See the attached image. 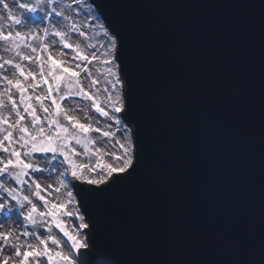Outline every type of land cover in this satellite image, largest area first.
Returning <instances> with one entry per match:
<instances>
[{
    "label": "water",
    "instance_id": "1",
    "mask_svg": "<svg viewBox=\"0 0 264 264\" xmlns=\"http://www.w3.org/2000/svg\"><path fill=\"white\" fill-rule=\"evenodd\" d=\"M92 1L104 5L108 26L127 31L125 60L143 56L136 90L143 171L86 205L78 195L97 219L110 264H264L262 0ZM156 52L191 67L204 85H230L240 139L203 121L172 84L145 74Z\"/></svg>",
    "mask_w": 264,
    "mask_h": 264
},
{
    "label": "snow or ice",
    "instance_id": "2",
    "mask_svg": "<svg viewBox=\"0 0 264 264\" xmlns=\"http://www.w3.org/2000/svg\"><path fill=\"white\" fill-rule=\"evenodd\" d=\"M72 3L76 4L75 9L58 0H10L2 4L7 20L12 23H0V43L6 53L14 56L6 59L0 56V264H77L81 255L85 257L84 264H110L106 249L96 240L97 219L91 213L86 219L80 210L81 202L70 187L78 188L77 194L86 205L89 198H101L110 190L134 181L144 168L147 143H142L140 136L139 122L143 118L136 96L137 72L143 56L136 62L131 55L125 60L122 49L128 33L122 24L112 28L100 23L98 27L107 43L82 44L80 37L84 41L92 39L88 30L97 26L94 21L108 17L103 13L92 17V11L104 6L92 5L84 13V22L77 23L75 17L80 15L81 0ZM259 8L264 35V0ZM16 11L21 15L17 16ZM4 20L0 16V21ZM6 26L12 30L5 31ZM73 34L78 37L75 42ZM53 45L60 50L54 51ZM64 50L71 51L70 59H66L69 53ZM5 70H11V78L4 74ZM94 71L104 77L103 86ZM144 71L176 87L182 102L200 113L203 121L214 119L218 129L234 130L236 139L243 135L239 102L223 80L213 86L204 85L191 67L179 65L160 52L153 54ZM75 98L89 102L96 114L116 126L127 120L133 127L125 124L122 131L119 128L112 131L110 123L108 130L102 131L91 122L83 123L74 114L76 109L62 103L71 101L78 108ZM261 102L260 135L264 152V83ZM119 114H123V119ZM93 132L114 142L116 150L106 152L97 147L90 135ZM118 132L125 136L123 141L117 138ZM73 145L80 146L82 152ZM45 153H52L53 159L63 157L61 163L68 166L59 173L54 188L37 179V174L46 169L36 162L35 154ZM80 156L87 157L89 162H78ZM106 157H111L114 163ZM73 180L95 187H80L72 184ZM62 190H66L63 198L59 195ZM82 249L87 251L81 253Z\"/></svg>",
    "mask_w": 264,
    "mask_h": 264
},
{
    "label": "rangeland",
    "instance_id": "3",
    "mask_svg": "<svg viewBox=\"0 0 264 264\" xmlns=\"http://www.w3.org/2000/svg\"><path fill=\"white\" fill-rule=\"evenodd\" d=\"M4 2H8L9 3V0H0V13L1 12H4V10H3V7H2V4L4 3ZM58 2H60V3H62V4H68V3H64V2H62V1H60V0H58ZM71 6H72V8L73 9H75L76 8V4L75 3H71ZM92 8V6L89 4V2L87 1V0H81V11H80V15L79 16H77V17H75V19H76V22L77 23H83L84 22V13L85 12H87L89 9H91ZM60 9L58 8L57 9V11H59ZM19 15H21V13L19 12L18 14H17V16H19ZM32 15H38V14H32ZM97 15V13L95 12V10L94 11H92V17H95ZM1 16V15H0ZM92 17H89L88 18V22H92ZM0 23H3V24H11L12 22L11 21H8L7 19L6 20H4V21H0ZM94 23H95V25H97L96 27H92V28H90L88 31H89V35L90 34H92L93 32H95L96 30H99V27H98V25L100 24V20H95L94 21ZM31 26V25H30ZM4 30L5 31H8V30H12V29H9L7 26L4 28ZM22 31H27V29H21ZM97 34L99 35L97 38H95V39H93V44H95V43H97V41H101V42H103V43H107V37H104L103 36V34H102V32H97ZM78 37L76 36V34H73V37H72V42H75L76 41V39H77ZM80 39V41L82 42V43H85V41H84V39L82 38V37H80L79 38ZM33 43H35V41L33 42ZM49 43H51V40H49ZM55 45H53L52 46V48L54 47ZM57 46V45H56ZM4 45L2 44V43H0V56H3L5 59L6 58H8L9 56H14V53H6L5 51H4ZM57 48H58V51L60 50V48H59V46H57ZM54 50V49H53ZM25 51H28V49H25ZM55 51V50H54ZM64 51H66V52H68L69 53V55H68V57H66V59H70L71 58V51L70 50H64ZM101 51H103L102 49H101ZM32 68H33V70L35 71L36 69H35V66L34 65H32ZM4 74L5 75H8L10 78H11V76H12V72H11V70H5L4 71ZM0 87H2V85H0ZM42 90V89H41ZM76 99V101L79 103V107H80V105H82L84 108H82V109H84V111H85V113H87V116L85 115V113H82V114H77V116L81 119V121L83 122V123H89V122H91L95 127H99L102 131H103V128H101L100 126H99V124H101L102 122L104 123V120H106L107 118H104V117H101V116H99V114H96L95 112H94V110H92L90 107H89V102H87V101H81V100H79V98H75ZM62 103H65V106H67V107H69V108H74V109H76L77 108V103H73V102H71V101H69V102H62ZM78 107V108H79ZM76 112V111H75ZM75 114V113H74ZM91 118V120L89 121V119L88 118ZM96 119V121H97V124L95 125V123H94V120ZM102 121V122H101ZM122 127H124V125H121ZM117 130V129H116ZM112 131H114V129H112ZM96 134H98L97 136H96ZM90 135H91V137H92V139L96 142V146L97 147H99V148H101L103 151H106V152H113V151H115L116 149L113 147V143L114 142H110L109 141V139L108 138H104V137H102V135L100 134V133H95V132H93V133H90ZM117 138L118 139H120V133L118 132L117 133ZM125 139V138H124ZM100 143V144H99ZM74 147H76L77 148V151L78 152H82V149H81V147L80 146H78V145H73ZM117 154H119V153H117ZM52 158L53 157V154L52 153H45V154H35V159H36V162L37 163H40L39 165L41 166V165H43V163L44 164H46V162H48V158ZM77 159H78V162H82V163H88L89 162V160H88V158L87 157H83V156H80V157H77ZM106 159L108 160V162H112V163H114V160H112V158L111 157H106ZM62 160H63V157H61V156H57V158H56V161L58 162V164H59V170H58V172L60 173V172H62L65 168H67L68 166H67V164L66 163H61L62 162ZM95 162V158L93 157L92 158V163H94ZM93 178H99V177H96V176H94ZM27 194V193H26ZM42 203V202H41ZM6 222V221H5ZM69 223L71 224V223H73V221H69ZM29 230H31V229H29ZM62 235V234H61ZM65 246V248H66V250L68 249V246L67 245H64ZM9 251H11V250H9ZM8 254V253H7Z\"/></svg>",
    "mask_w": 264,
    "mask_h": 264
},
{
    "label": "bare ground",
    "instance_id": "4",
    "mask_svg": "<svg viewBox=\"0 0 264 264\" xmlns=\"http://www.w3.org/2000/svg\"><path fill=\"white\" fill-rule=\"evenodd\" d=\"M60 1H62L64 3H68V4H71L72 3V0H60ZM87 1L92 6L90 0H87ZM23 2H29V0H23ZM9 3H10V0H9ZM10 6H12V5L10 4ZM18 13H19V11H16L15 12L16 15ZM0 15L1 16H4L5 17V20L7 19V16H6V13L5 12H1ZM102 22H103L102 19H100V23H102ZM97 32H101V30L100 29L99 30H96L95 32H93L92 34H90V36L92 37V39H90L89 41H85V43H92L93 42V39H95V38H97L99 36L97 34ZM53 49L55 51H58V48H57L56 45L53 47ZM30 66L32 67V65H30ZM96 67H99V65H96ZM94 75H97L100 78V80H101V86H103L104 77L100 73H96L95 71H94ZM87 83L88 82L85 81V84H87ZM82 108H84L82 105H80L79 108H76L75 115L85 113L84 109H82ZM94 123H95V125L97 124L96 119L94 120ZM110 123L113 124V128L112 129H114V131H116L117 128H119L122 131L123 130V127L121 125H125V122H124L123 124H121L119 126H116L114 124V122L109 121L108 119H106V120H104V123L102 122L101 124H99V126L101 128H103V130H108L107 126ZM97 135L98 134H96V136ZM124 138H125L124 135H120V140L121 141H123ZM47 160H48V162H46V164L43 163V165L40 166L42 169H46V171H44L43 174H37V179L39 180V182L42 185L52 184L53 185V188H54L56 186V184H57V180H58V176H59V172H58V170H59V164L56 161V159H53V157L52 158L50 157ZM73 182H75V180H73ZM65 192H66V190H62L61 193L59 194L61 198L64 197ZM55 195L56 194L53 193V196H55ZM4 224H5V228H7L8 227V222L6 221V222H4ZM64 249H65V251H68L69 250V249L66 250L65 246H64ZM8 254L10 255L11 254V251H8Z\"/></svg>",
    "mask_w": 264,
    "mask_h": 264
}]
</instances>
